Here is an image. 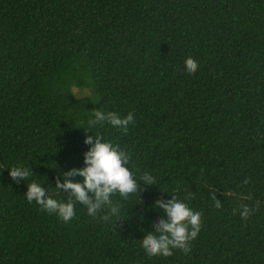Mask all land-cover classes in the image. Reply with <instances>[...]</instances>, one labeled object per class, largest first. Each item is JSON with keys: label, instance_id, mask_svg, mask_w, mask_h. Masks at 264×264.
<instances>
[{"label": "trees", "instance_id": "obj_1", "mask_svg": "<svg viewBox=\"0 0 264 264\" xmlns=\"http://www.w3.org/2000/svg\"><path fill=\"white\" fill-rule=\"evenodd\" d=\"M88 136L126 154L136 187L63 222L27 183L71 199L56 183L84 166ZM174 197L200 231L149 256ZM0 264H264V0H0Z\"/></svg>", "mask_w": 264, "mask_h": 264}, {"label": "clouds", "instance_id": "obj_2", "mask_svg": "<svg viewBox=\"0 0 264 264\" xmlns=\"http://www.w3.org/2000/svg\"><path fill=\"white\" fill-rule=\"evenodd\" d=\"M187 71L194 73L198 64L193 59L186 61ZM95 121H107L112 127L127 131V126L133 122V114L129 112L120 116L116 112L95 111ZM85 144L90 147L83 154V167L69 169L64 174L62 181L56 183V190L70 193L71 199L61 201L52 195H45V189L40 183L33 180L27 183L25 199L40 205L43 211L55 214L63 222H68L74 215V204L78 202L86 206L87 214L93 215L95 211L104 204L109 203L112 193H119L121 196L133 193L136 182L132 174L124 165L128 160L126 154L109 141H104L100 136L93 138L86 137ZM30 175L29 169L22 166L10 167L9 176L26 180ZM80 176L79 182L68 179L71 176ZM144 180L151 184L154 178L147 173ZM56 190H54L56 192ZM57 193V192H56ZM215 206L220 203L213 197ZM162 209L166 219L159 221L156 234H148L142 240V247L149 256H170L173 249L189 251L190 242L196 238L200 231L201 214L193 211L185 202L177 198L167 203L160 202L157 205ZM253 208L251 211H254ZM240 217L246 219L250 215L247 204L240 207ZM116 217V209H111L108 220Z\"/></svg>", "mask_w": 264, "mask_h": 264}]
</instances>
